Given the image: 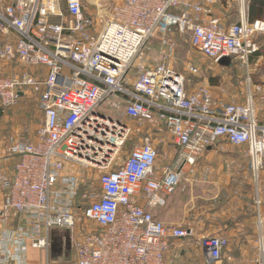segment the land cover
<instances>
[{
  "label": "built area",
  "instance_id": "obj_1",
  "mask_svg": "<svg viewBox=\"0 0 264 264\" xmlns=\"http://www.w3.org/2000/svg\"><path fill=\"white\" fill-rule=\"evenodd\" d=\"M224 1L108 0L91 16L83 0H0V61L48 72L44 80L0 76V108L31 90L44 113L37 141L13 143L0 157V264H29V250L49 251L56 230L69 232L76 264H178L167 261L172 241L189 245L196 233L166 225L152 210L167 206L205 153L227 145L249 159L264 226V71L262 85L252 87L264 20L250 19L246 0H227L240 6L236 21H224L216 8ZM172 27L190 33L192 49L214 64L231 57L242 65L245 103L216 98L206 86L191 90L187 77L197 66L183 73L162 59L146 65L152 38ZM11 32L17 44L8 42ZM116 97L127 118L166 127L172 162L148 139L118 162L129 126L100 112ZM160 158L169 164L160 166ZM85 169L99 171V190L81 194ZM197 244L204 264H218L230 241L204 235ZM256 249L253 264H264V233Z\"/></svg>",
  "mask_w": 264,
  "mask_h": 264
},
{
  "label": "rangeland",
  "instance_id": "obj_2",
  "mask_svg": "<svg viewBox=\"0 0 264 264\" xmlns=\"http://www.w3.org/2000/svg\"><path fill=\"white\" fill-rule=\"evenodd\" d=\"M83 1L86 5L87 14L91 16L96 12L97 3L108 5V0ZM246 1L248 5V0ZM116 2L118 0H113L111 3L115 4ZM239 6L238 1L227 2L225 0L222 4H218L216 8L217 12H222L221 18L229 22L237 20ZM190 37L191 34L188 32H181L172 28L160 29L151 40V50L147 54L146 65H154L160 43L164 39H169L177 46L175 59L178 71L186 72L189 65L198 67V73L191 75L189 78L191 90L206 86L211 89L216 98L230 103H245L248 98L249 87L242 65L231 57L220 59L219 66L214 64L192 49ZM255 42L260 51L264 44V35L256 37ZM257 56L258 58L255 60V63L258 62L257 66L252 65V87L262 85L263 82L264 54ZM225 59L228 61L223 63ZM120 99V97H116L108 100L100 110L101 113L113 119L122 120L129 126L130 134L118 155V162H124L131 151L136 146L146 143L147 139L153 144L154 141H159L161 155L167 153L165 148L166 151L168 149L170 151L174 150L170 144L171 138L166 128L158 126L160 129H156L152 125L140 124L136 120L127 118L124 115L123 106L118 104ZM38 100L39 96L27 93L25 98L20 99L17 105L4 109L0 108V157L7 156L6 150L13 143H27L34 139L38 126L40 127L44 121V113ZM173 159L174 157L169 158L168 161L172 162ZM14 163L13 159L6 163L9 175L13 171ZM82 178L84 186L81 189V194L99 190V171L85 169L82 172ZM239 186H244L245 190L251 192L253 186H255L250 171L249 159L246 158L242 150L238 148L225 151L210 150L200 159L195 172H189L185 176L175 194L171 197L168 203L170 207L167 210L171 222L165 224L180 225L195 231L196 235L189 243V246H192L191 248H194L195 253L200 256L194 255L195 259H201V255H203L197 242L204 235L226 236L230 241L229 258L240 255L242 259L247 254L252 258H245L252 259V262L257 258V241L259 235L264 233V226L259 224L260 220H251L252 224L250 222V225H247L244 229L245 232L243 231L240 234L238 233L240 227L237 224L242 225L246 220H233L230 213L234 204L233 198L236 196V191H239ZM81 202L82 200H79L77 205H81ZM61 262L58 264H63ZM227 262L229 263L228 259L223 256L218 264H226Z\"/></svg>",
  "mask_w": 264,
  "mask_h": 264
},
{
  "label": "crops",
  "instance_id": "obj_3",
  "mask_svg": "<svg viewBox=\"0 0 264 264\" xmlns=\"http://www.w3.org/2000/svg\"><path fill=\"white\" fill-rule=\"evenodd\" d=\"M248 3H249V0H248ZM217 14L220 17L222 16V12H220V11L217 12ZM172 29L178 30L176 27H172ZM18 38H19L18 35H16L14 32H11V34L8 36V42H10L12 44H17ZM166 40H169V39H166ZM1 41L3 43L6 42V40H2V39H1ZM164 41H165V39L162 41V43H160V47H159L160 49H159V52H158L155 60L160 61L162 59L167 64H169V66L171 68L177 70V66H176L177 61L175 59L177 46L174 42L169 40L175 45L174 49L171 51L170 48L168 47V45L163 43ZM190 45H191V43H190ZM153 48H154V46H153ZM218 66H219V64H218ZM47 73H48L47 69L44 67L26 66V65L22 64L19 60H15L14 62H11V63H3L0 61V76H3V77H9V76H13L15 74H17V75L18 74L19 75L20 74H35V75L39 76L41 80H44L43 78L46 77ZM187 78L189 80L190 76H188ZM27 93H31V94H35V95L39 96V94L33 93V91L28 90L27 92H25L24 94L21 95L20 99H24L25 95H27ZM38 102L40 103V108H41L40 96H39ZM41 110H42V108H41ZM28 114H29V112H28ZM158 126H163L164 128H166L163 124H156L155 126L153 125V128L160 129ZM38 129H39V126L36 130L35 137L31 142L37 141ZM170 138H171V136H170ZM170 144L172 145V138H171ZM154 145L159 150V148L161 146V144H159V141L158 142L154 141ZM226 147L228 149L232 148L230 145H227ZM159 152H160V150H159ZM165 152H167L165 154L168 155L169 158H172L173 152L170 151V149H168L166 151V148H165ZM158 164L160 166H166L167 164H169V162H165L162 158H160ZM256 198H257V193H256L255 186H253L252 192L250 190H245L244 186H239V191H236V196L233 198L234 204L232 203L233 206H232L230 213H231V217H233L232 218L233 220H246V222H244V224H242V225L237 224L238 227H240L238 230L239 231L238 233H240V234L243 233V231L245 232L244 229H246L247 225H250L251 220H259L258 209H257L256 203H255ZM170 199L171 198H169L168 203H169ZM167 205L168 206H166L164 208H158V209L152 210V213L154 214L155 218L157 220L162 221L163 223H166V224L171 222V217L168 215V212H167L168 208L170 207V204H167ZM263 205H264V197H263ZM190 211H191V209H190ZM261 213H262V218L264 219V206L261 208ZM85 224L89 230L97 227L96 225L90 224L88 222H85ZM251 224H252V222H251ZM254 224H256V223H254ZM79 236H80V234H79ZM52 238H53V242H52L51 249L49 251L34 250V249L29 250L28 255H27L28 263L29 264H58L60 261H62L61 263H63V264H76L77 260H76L74 249H73L72 244H71L69 232L64 231V230H56L52 233ZM191 247L192 246H189L188 244L184 243L182 240L172 241L171 250L167 254V261L174 260L178 264H195V263H197V264L203 263L204 264L203 255H201V259H195L194 255H197V253H195L196 250L194 248H191ZM230 251H231V249H229V247H228L227 250L225 251V254H224V258L228 259V261H229V263L227 262L226 264H253L252 259L245 258V257L252 258L248 254L245 257H242V259L240 258V255L232 256V258H229L228 253ZM198 257H200V256H198ZM202 257H203V259H202Z\"/></svg>",
  "mask_w": 264,
  "mask_h": 264
},
{
  "label": "trees",
  "instance_id": "obj_4",
  "mask_svg": "<svg viewBox=\"0 0 264 264\" xmlns=\"http://www.w3.org/2000/svg\"><path fill=\"white\" fill-rule=\"evenodd\" d=\"M249 17L251 20H264V0H249ZM264 54V44L257 55Z\"/></svg>",
  "mask_w": 264,
  "mask_h": 264
},
{
  "label": "water",
  "instance_id": "obj_5",
  "mask_svg": "<svg viewBox=\"0 0 264 264\" xmlns=\"http://www.w3.org/2000/svg\"><path fill=\"white\" fill-rule=\"evenodd\" d=\"M227 61H228V60H227V59H225L223 63H226Z\"/></svg>",
  "mask_w": 264,
  "mask_h": 264
}]
</instances>
